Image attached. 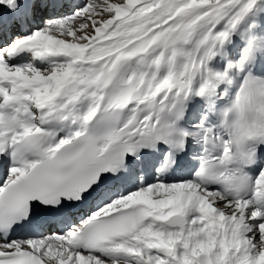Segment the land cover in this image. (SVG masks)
Returning a JSON list of instances; mask_svg holds the SVG:
<instances>
[{
    "label": "snow or ice",
    "instance_id": "obj_1",
    "mask_svg": "<svg viewBox=\"0 0 264 264\" xmlns=\"http://www.w3.org/2000/svg\"><path fill=\"white\" fill-rule=\"evenodd\" d=\"M0 264H264V0H0Z\"/></svg>",
    "mask_w": 264,
    "mask_h": 264
}]
</instances>
